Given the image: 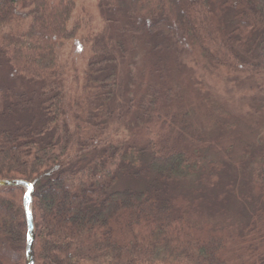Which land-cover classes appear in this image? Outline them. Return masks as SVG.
<instances>
[{"label":"trees","instance_id":"16d2710c","mask_svg":"<svg viewBox=\"0 0 264 264\" xmlns=\"http://www.w3.org/2000/svg\"><path fill=\"white\" fill-rule=\"evenodd\" d=\"M74 7L0 0V181L32 185L34 264H264V127L234 169L120 133L162 98L130 97L137 40L159 76L186 54L264 94V0H100L83 69L65 50L92 20ZM23 196L0 187V264H26Z\"/></svg>","mask_w":264,"mask_h":264},{"label":"rangeland","instance_id":"374dc122","mask_svg":"<svg viewBox=\"0 0 264 264\" xmlns=\"http://www.w3.org/2000/svg\"><path fill=\"white\" fill-rule=\"evenodd\" d=\"M74 2L73 18L92 20L65 50L72 51L75 66L83 69L87 50L82 40L91 31L103 28L100 0ZM137 41L130 45V69L137 85L132 86L135 91L130 92V97L137 101L146 86L151 85L162 87L159 93L162 98L149 113L151 117H141L137 122L136 116L140 113L131 111L125 115V129L120 133L131 146H141L145 140H151L157 149L188 151L190 161L195 159L199 166L217 161L234 169L241 161L249 160L250 152L254 151L251 146L264 127V94L252 89L254 81L244 76L237 81V76L203 62L198 67L186 54H180L177 59L170 56L165 63H158L164 69L159 76L153 72L154 58L143 42ZM164 93H168L167 103Z\"/></svg>","mask_w":264,"mask_h":264},{"label":"water","instance_id":"95a60500","mask_svg":"<svg viewBox=\"0 0 264 264\" xmlns=\"http://www.w3.org/2000/svg\"><path fill=\"white\" fill-rule=\"evenodd\" d=\"M0 187H22L25 190L23 196V207H24L26 225H27L25 258H26V264H34V254H33L34 230H33V219L30 210L32 185L23 180H2L0 181Z\"/></svg>","mask_w":264,"mask_h":264}]
</instances>
